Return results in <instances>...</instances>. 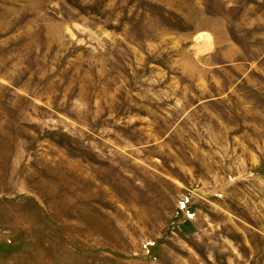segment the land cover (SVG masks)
<instances>
[{
	"label": "rangeland",
	"instance_id": "rangeland-1",
	"mask_svg": "<svg viewBox=\"0 0 264 264\" xmlns=\"http://www.w3.org/2000/svg\"><path fill=\"white\" fill-rule=\"evenodd\" d=\"M0 264H264V0H0Z\"/></svg>",
	"mask_w": 264,
	"mask_h": 264
}]
</instances>
